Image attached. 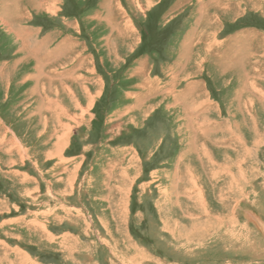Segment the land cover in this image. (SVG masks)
I'll use <instances>...</instances> for the list:
<instances>
[{"label": "rangeland", "instance_id": "rangeland-1", "mask_svg": "<svg viewBox=\"0 0 264 264\" xmlns=\"http://www.w3.org/2000/svg\"><path fill=\"white\" fill-rule=\"evenodd\" d=\"M263 39L264 0H0V264H264Z\"/></svg>", "mask_w": 264, "mask_h": 264}, {"label": "bare ground", "instance_id": "bare-ground-1", "mask_svg": "<svg viewBox=\"0 0 264 264\" xmlns=\"http://www.w3.org/2000/svg\"><path fill=\"white\" fill-rule=\"evenodd\" d=\"M42 5V4H41ZM46 7V6H45ZM125 24H124V26L122 25V27H121V29H119L120 31H123L125 28L127 29L129 26L126 24V22H124ZM125 29V30H126ZM129 29H131V28H129ZM132 31V30H131ZM125 35V34H124ZM242 41H244V42H247V41H245V40H247V39H241ZM251 39H249V41H250ZM264 40V39H263ZM239 41H240V39H239ZM248 41V42H249ZM41 43H45V42H41ZM45 45V44H44ZM233 45V44H232ZM186 46V45H185ZM184 46V47H185ZM34 47H36V46H34ZM37 48V47H36ZM40 48H42L41 50H43V48H44V46H43V44H41V46H40ZM57 48H60V50H62V51H64V50H66L67 49V47L65 48V46H63L62 47V43L57 47ZM35 51V50H34ZM40 50H38V52H39ZM50 51H47V52H44L43 54H44V56L43 57H39L38 58V64H39V68H38V71L40 72V67H42L44 64H45V62L43 61V59H45V57H47L48 56V53H49ZM42 53V51H40V54ZM52 53V52H51ZM31 54H34V52L33 51H31ZM42 54V55H43ZM76 58H78V57H76ZM75 58V59H76ZM81 60H82V58H81ZM81 60H79V61H81ZM197 90V89H196ZM91 97V96H90ZM89 98V97H88ZM59 120V119H58ZM60 121V120H59ZM57 122V121H56ZM67 129V127H65V126H63L62 127V125L59 123V122H57L56 124H55V133H57L56 134V147H59V141H61V139H63L66 135H64L65 133H66V129ZM58 130H59V132H58ZM64 132V134H62V133ZM60 134H62V135H60ZM60 135V136H59ZM62 142H63V140H62ZM61 142V143H62Z\"/></svg>", "mask_w": 264, "mask_h": 264}]
</instances>
